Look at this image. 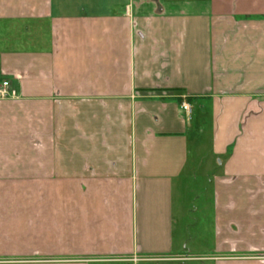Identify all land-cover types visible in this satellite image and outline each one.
<instances>
[{
  "label": "crops",
  "instance_id": "1",
  "mask_svg": "<svg viewBox=\"0 0 264 264\" xmlns=\"http://www.w3.org/2000/svg\"><path fill=\"white\" fill-rule=\"evenodd\" d=\"M0 28V264H264V0H0Z\"/></svg>",
  "mask_w": 264,
  "mask_h": 264
},
{
  "label": "rangeland",
  "instance_id": "2",
  "mask_svg": "<svg viewBox=\"0 0 264 264\" xmlns=\"http://www.w3.org/2000/svg\"><path fill=\"white\" fill-rule=\"evenodd\" d=\"M13 27L15 28V30L17 32L21 31V33H22L24 30L23 24H17V25L14 24ZM1 28L8 29L6 26L1 27ZM1 28H0V32H2ZM17 35L19 36L18 33H17ZM192 179L193 180L190 179L188 181H185L183 183V185H181L179 187V190H177V193H181L180 194L181 197L179 198V200L184 199V201L187 202L188 208L191 210L193 209V207H195V208L199 207V193L202 191V188L205 187V182H203V180H201L200 177L192 178ZM196 215H197V213H196Z\"/></svg>",
  "mask_w": 264,
  "mask_h": 264
},
{
  "label": "built area",
  "instance_id": "3",
  "mask_svg": "<svg viewBox=\"0 0 264 264\" xmlns=\"http://www.w3.org/2000/svg\"><path fill=\"white\" fill-rule=\"evenodd\" d=\"M17 91L16 89L12 88L11 83L9 80H3L0 84V100H6L10 98L17 97ZM180 110L182 114L186 117V119L191 120L192 119V108L191 106L183 102L180 106ZM134 262L138 261V259H133Z\"/></svg>",
  "mask_w": 264,
  "mask_h": 264
}]
</instances>
